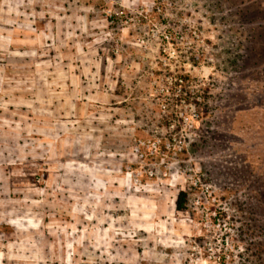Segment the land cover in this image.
Wrapping results in <instances>:
<instances>
[{
    "label": "rangeland",
    "instance_id": "rangeland-1",
    "mask_svg": "<svg viewBox=\"0 0 264 264\" xmlns=\"http://www.w3.org/2000/svg\"><path fill=\"white\" fill-rule=\"evenodd\" d=\"M0 264H264V0H0Z\"/></svg>",
    "mask_w": 264,
    "mask_h": 264
},
{
    "label": "trees",
    "instance_id": "trees-1",
    "mask_svg": "<svg viewBox=\"0 0 264 264\" xmlns=\"http://www.w3.org/2000/svg\"><path fill=\"white\" fill-rule=\"evenodd\" d=\"M184 195H185V193L180 192L179 197L177 199V208L178 209H183L184 208V206L182 204L184 202V200L182 199L184 197Z\"/></svg>",
    "mask_w": 264,
    "mask_h": 264
}]
</instances>
